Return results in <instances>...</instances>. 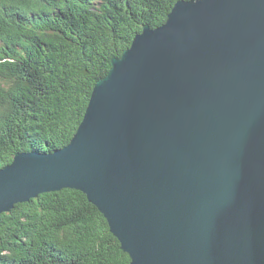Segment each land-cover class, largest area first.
<instances>
[{"label":"water","instance_id":"water-1","mask_svg":"<svg viewBox=\"0 0 264 264\" xmlns=\"http://www.w3.org/2000/svg\"><path fill=\"white\" fill-rule=\"evenodd\" d=\"M62 189L130 264H264V0H180L144 25L70 142L0 169V214Z\"/></svg>","mask_w":264,"mask_h":264},{"label":"trees","instance_id":"trees-1","mask_svg":"<svg viewBox=\"0 0 264 264\" xmlns=\"http://www.w3.org/2000/svg\"><path fill=\"white\" fill-rule=\"evenodd\" d=\"M177 1L0 0V168L20 151L65 147L112 58L144 25H162ZM0 264H130V258L86 196L64 189L0 214Z\"/></svg>","mask_w":264,"mask_h":264},{"label":"bare ground","instance_id":"bare-ground-1","mask_svg":"<svg viewBox=\"0 0 264 264\" xmlns=\"http://www.w3.org/2000/svg\"><path fill=\"white\" fill-rule=\"evenodd\" d=\"M180 1V0H179ZM72 7H73V5H72ZM77 7V6H76ZM71 8V7H70ZM67 10V9H66ZM79 10V9H78ZM84 10V9H83ZM88 10V9H87ZM41 11V10H40ZM112 11V10H111ZM83 12V11H82ZM85 12V11H84ZM101 12V11H100ZM76 13V12H75ZM70 14V13H69ZM87 14V13H86ZM104 14V13H103ZM111 14V13H110ZM64 15V14H63ZM79 15V14H78ZM85 15V14H84ZM87 16V15H86ZM115 16V15H114ZM67 17V16H66ZM105 18V17H104ZM79 19V18H78ZM87 20V19H86ZM90 20V19H89ZM20 21V20H19ZM22 21V20H21ZM27 21V20H26ZM55 21V20H54ZM76 21V20H75ZM78 21V20H77ZM76 21V22H77ZM82 21H84V20H82ZM97 21V20H96ZM110 21V20H109ZM89 23V22H88ZM91 23V22H90ZM32 24V23H31ZM35 25V24H34ZM83 25V24H82ZM37 26V25H36ZM59 26V25H58ZM87 26V25H86ZM94 26V25H93ZM38 28V27H37ZM68 28H69V26H68ZM33 29V28H32ZM64 29V28H63ZM30 30V29H29ZM36 31V30H35ZM72 33V32H71ZM106 33V32H105ZM32 34V33H31ZM49 36V35H48ZM64 37V36H63ZM28 38V37H27ZM30 38V37H29ZM34 39V38H33ZM133 39V38H132ZM129 40V39H128ZM31 41V40H30ZM70 41H72V40H70ZM85 41V40H84ZM31 44H32V42H31ZM81 46V45H80ZM75 47V46H74ZM112 47V46H111ZM66 48V47H65ZM64 48V49H65ZM107 51V50H106ZM68 52V51H67ZM75 52V51H74ZM76 53V52H75ZM80 53H82L81 51H80ZM113 53V52H112ZM120 53V52H119ZM69 54V53H68ZM48 55V54H47ZM46 55V56H47ZM108 55V54H107ZM113 55H115V54H113ZM83 57V56H82ZM110 58H111V56H109ZM108 57V58H109ZM107 58V57H106ZM49 59V58H48ZM113 59V58H112ZM30 60V59H29ZM28 60V61H29ZM104 60V59H103ZM31 63V62H30ZM34 63V62H33ZM35 63H36V61H35ZM35 66V65H34ZM18 67V66H17ZM24 67V66H23ZM28 67V66H27ZM39 67H42V66H39ZM54 67V66H53ZM8 68V67H7ZM15 69V68H14ZM29 69V68H28ZM53 69V68H52ZM110 69V68H109ZM3 70V69H2ZM8 70V69H7ZM22 70V69H21ZM25 70H26V68H25ZM48 70V69H47ZM50 70H51V68H50ZM68 70V69H67ZM6 71V70H5ZM33 71H35V70H33ZM15 72H17V71H15ZM23 72H25V71H23ZM68 72V71H67ZM6 73V72H5ZM20 74V73H19ZM27 75V74H26ZM25 75V76H26ZM24 76V77H25ZM22 77V76H21ZM17 79V78H16ZM60 79V78H59ZM63 79H65L64 77H63ZM28 81V80H27ZM28 84V83H27ZM41 87V86H40ZM0 88H2V87H0ZM38 91H40V90H38ZM10 92V91H9ZM28 92V91H27ZM43 92V91H42ZM40 93V92H39ZM28 94V93H27ZM65 96V95H64ZM30 97V96H29ZM62 97V96H61ZM65 100H67V99H65ZM62 101V100H61ZM69 101V100H68ZM35 102V101H34ZM40 106V105H39ZM72 108V106L70 107V109ZM74 108V107H73ZM79 108V107H78ZM69 109V110H70ZM77 109V108H76ZM75 109H73V114L75 113V111H74ZM77 110H80V109H77ZM36 111H37V109H36ZM82 111V110H81ZM86 111V110H85ZM20 112V111H19ZM22 112V111H21ZM78 112H80V111H78ZM77 114V113H76ZM79 114V113H78ZM83 114V113H82ZM84 116V115H83ZM79 118H81V117H79ZM22 122H24V121H22ZM81 122H82V120H81ZM80 122V123H81ZM24 127V126H23ZM32 128V127H31ZM28 129V128H27ZM78 129V128H77ZM76 133V132H75ZM32 134V133H31ZM53 139V138H52ZM45 141V140H44ZM56 144V143H55ZM53 150V149H52ZM44 151H45V149H44ZM54 151V150H53ZM24 152H26V150L24 151ZM27 152H33L32 150L31 151H28V149H27ZM50 152H52V151H50ZM50 152H47V153H50ZM62 190H64V189H62ZM70 190H74V189H70ZM78 192V191H77ZM82 194V193H81ZM42 195V194H41ZM86 199H87V197H86ZM91 204V203H90ZM54 245V244H53Z\"/></svg>","mask_w":264,"mask_h":264},{"label":"rangeland","instance_id":"rangeland-1","mask_svg":"<svg viewBox=\"0 0 264 264\" xmlns=\"http://www.w3.org/2000/svg\"><path fill=\"white\" fill-rule=\"evenodd\" d=\"M80 125V124H79ZM79 127V126H78ZM33 152H35V150H32ZM20 153H25L24 151H20ZM5 167V166H4ZM4 167L0 168L3 169Z\"/></svg>","mask_w":264,"mask_h":264}]
</instances>
